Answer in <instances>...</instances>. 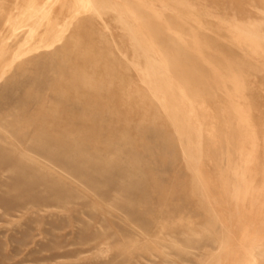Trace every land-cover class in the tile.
Listing matches in <instances>:
<instances>
[{"label": "rangeland", "instance_id": "1", "mask_svg": "<svg viewBox=\"0 0 264 264\" xmlns=\"http://www.w3.org/2000/svg\"><path fill=\"white\" fill-rule=\"evenodd\" d=\"M263 195L264 0H0V264H264Z\"/></svg>", "mask_w": 264, "mask_h": 264}, {"label": "bare ground", "instance_id": "2", "mask_svg": "<svg viewBox=\"0 0 264 264\" xmlns=\"http://www.w3.org/2000/svg\"><path fill=\"white\" fill-rule=\"evenodd\" d=\"M102 3V2H101ZM110 5V4H109ZM141 5V4H140ZM102 7L103 8H105V7H109L108 5H106V4H103L102 3ZM118 8H117V10L119 11V15H118V17H119V20L121 21V23L125 26V28L129 31V33H130V35H131V38H132V40L134 41V42H136V43H138L139 41H142V42H145V41H147V39H145V37H143L142 35H137V33H135V32H133L132 31V29H131V27H130V24H129V21L127 20V16H128V18L131 16L130 15V13L131 12H133V11H131V8H133V7H124L123 5H118L117 6ZM139 7V6H138ZM135 8H137L136 7V5H135V7H134V9ZM117 11V12H118ZM138 11V10H137ZM144 35H145V33H144ZM152 45V43H149V46H151ZM149 46H148V48H146V56H147V59H148V64H147V69H146V73H145V75H144V77H145V82H146V86L148 87V88H150L149 86H155L156 84H162L163 86H165V88L164 89H166V87H172V84H171V82H170V80H169V78L168 77H166V75H164V73L162 72V70L165 68V67H163V66H161L160 64H159V61L158 60H156V59H153L152 57H151V55H150V52H151V50L149 49ZM142 52H144V51H142ZM145 54V53H144ZM135 69V68H134ZM165 70V69H164ZM145 85V84H144ZM149 85V86H148ZM175 87V86H174ZM168 89H170V88H168ZM172 89V88H171ZM178 89V88H177ZM176 89V90H177ZM150 90H151V92H152V94H153V96L156 98V100L157 99H159L160 100V102H161V106H162V108L164 109V111L167 113V114H169V112L171 111V110H173V114H172V116H173V118L172 119H170V121L174 124V125H176V126H178V129H179V134H180V137L182 138V136L183 135H187L188 133H190V129L192 128L189 124H187L186 122H184V121H182L181 123H182V128L179 126V123H178V117L180 116V115H182L181 114V111H182V109L180 108L179 109V107L178 106H176V104H178L176 101H175V99H174V97L176 98V96L174 95V97L172 98L171 97V100H167V101H170V102H172L173 101V104H174V106H172V108L171 109H169L167 106H166V99L164 98V96L161 98V97H159L158 96V93L159 94H161L160 92H162L163 93V95L165 94L166 95V93H165V91L164 90H162L160 87H156L154 90H152L151 88H150ZM174 90V89H173ZM170 91V90H169ZM178 92V91H177ZM173 93H175V92H173ZM179 94V93H178ZM171 95V94H170ZM180 98V97H179ZM158 101V100H157ZM180 101H182V99H180ZM184 103V102H183ZM160 104V103H159ZM185 104V103H184ZM181 106V105H180ZM183 106H185V105H183ZM187 108V107H186ZM169 110V111H168ZM187 110V109H186ZM185 110V111H186ZM184 112V111H183ZM183 116V115H182ZM170 117H171V113H170ZM185 117V115L183 116V118ZM180 119V118H179ZM189 119H191V118H189ZM186 121H189V120H186ZM191 121V120H190ZM197 121V120H196ZM191 127V128H190ZM194 128H195V126H194ZM181 130V131H180ZM195 130V129H194ZM196 132V131H195ZM192 134H193V132H191ZM195 135H193V137H194ZM184 138H185V136H184ZM184 138H182V139H184ZM188 138V137H187ZM185 152H187L188 153V151H185ZM187 153H185L184 155L185 156H187L188 154ZM193 157V156H192ZM188 161V160H187ZM191 163V162H190ZM189 163V164H190ZM192 163H193V161H192ZM191 165V164H190ZM192 167V166H191ZM193 171H194V169H193ZM250 191V190H249ZM264 196V195H263ZM260 209V208H259ZM212 217V216H211ZM261 217V216H260ZM213 218H215V217H213ZM220 218V217H219ZM242 218V217H241ZM241 221V220H240ZM244 222V221H243ZM241 225H242V221H241V223H240ZM241 225H240V227H241ZM246 226L248 227V225L246 224ZM239 227V228H240ZM243 227V226H242ZM241 227V228H242ZM242 230V229H241ZM241 230H239V231H241ZM244 231V230H243ZM242 232V231H241ZM249 239V238H248ZM257 240V239H256ZM255 240V241H256ZM254 241V240H253ZM254 241V242H255ZM258 246V245H257ZM250 248V247H249ZM248 248V249H249ZM253 249V248H252ZM250 250V249H249ZM246 252H248V251H246ZM247 254V253H246Z\"/></svg>", "mask_w": 264, "mask_h": 264}]
</instances>
